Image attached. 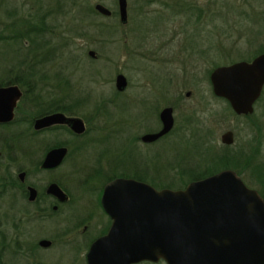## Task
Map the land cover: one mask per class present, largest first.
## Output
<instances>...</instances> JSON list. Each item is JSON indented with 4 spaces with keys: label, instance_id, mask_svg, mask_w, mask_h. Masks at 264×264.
I'll list each match as a JSON object with an SVG mask.
<instances>
[{
    "label": "rangeland",
    "instance_id": "374dc122",
    "mask_svg": "<svg viewBox=\"0 0 264 264\" xmlns=\"http://www.w3.org/2000/svg\"><path fill=\"white\" fill-rule=\"evenodd\" d=\"M97 2L114 15L108 19L100 15L93 21L113 27L97 31V37H85L74 31L81 22L70 8V0H62L59 5L55 0H0L1 34H7L9 27H19L23 17L32 21L38 15L45 23L48 45L57 50L51 49L42 71L61 77L48 82L51 86L46 89L52 90L51 96L62 94L66 79L74 84L72 93L77 90L85 96L77 114L86 121L88 132L76 143L87 144L83 151V157L89 159L87 163L94 164L100 150L101 156L105 153L102 164L121 162V170L127 174L134 170L132 163L150 165L163 170V178L153 179L166 183L173 176L181 178L179 164L178 169H171L169 161L175 163L186 157V161H197L203 167L204 159L215 156L216 149L221 148L220 135L225 130L234 127L235 145L247 139L251 145L259 122L263 145L258 163H264V90L253 116L235 118L225 101L211 94L207 79L217 65L260 53L264 47V0H127L125 26L119 22L117 0H88L91 6ZM187 43L195 45L191 47L196 52L193 55L201 59L193 56L196 64H187L185 73L177 62L164 65L134 57L135 51L149 52L161 44L169 54ZM29 44L22 39L23 50ZM17 46L0 42V73L5 65L16 64ZM88 50L94 51L96 57H90ZM117 73L129 80L122 94L116 93L114 87ZM187 90L192 91L189 98L184 96ZM173 104L175 123L171 133L150 145L136 141L135 135L145 131L146 123L157 125L158 111ZM184 115L194 123L185 121ZM67 136L74 139L64 130L59 131V137ZM262 165L256 169L262 170ZM146 179L149 182L151 178Z\"/></svg>",
    "mask_w": 264,
    "mask_h": 264
},
{
    "label": "flooded vegetation",
    "instance_id": "af4514ba",
    "mask_svg": "<svg viewBox=\"0 0 264 264\" xmlns=\"http://www.w3.org/2000/svg\"><path fill=\"white\" fill-rule=\"evenodd\" d=\"M117 14L119 17V13ZM111 15L103 16L110 18ZM127 23L128 10L126 23L120 22V24L125 26ZM39 24H41V17L38 15L34 16L32 21L23 17L20 19L19 28L25 31L31 26L33 34H35L40 28ZM39 37L33 36L36 40ZM22 39L28 41L26 36H23ZM164 45L161 44L152 48V51L149 52L135 51L134 57L145 58L151 60V62H159L164 65L177 62L183 73L187 70L185 69L187 64L189 66L195 65L196 63L193 60L201 59L193 55L196 52H192L191 47H195V45L190 43L184 44V46L179 45L177 51L169 54ZM89 51L87 52L88 55L95 58V52L93 51L94 54L90 55ZM260 54L262 53L238 61L251 62ZM46 62L47 60H42L39 57L21 58L16 64L5 65L0 73V81L7 82L9 80L10 82V79L18 76L23 81L22 85L14 83L0 84V87L15 85L20 91L19 95L13 100L12 117L0 120V264H90L89 252L92 245L108 233L113 223L112 217L104 209L102 203L105 185L117 177L134 179H137L134 177L135 175L145 178L164 177L161 174L163 170L152 169L153 167H150V165L139 164L137 166L132 163L134 170L132 173L127 174L121 170V162L118 164L116 162L110 163V165L102 164L101 158L105 153L102 152L101 156L100 150L97 154L99 156L95 158V162L98 160L99 165L95 162L94 164L97 165L87 163L89 159L83 157V151L87 144L84 141L76 142L86 135L88 126L82 117L73 114V106L69 112L57 110L41 113L45 111V109H42L43 102H48V99L53 100L52 90L46 88L51 86V83L48 82H52L54 76H52L53 74L47 75L42 71V67ZM218 66L221 65H217L213 69ZM11 69L13 72H20V74L9 76L7 72ZM213 69L207 75L211 94L225 101L229 111L232 112L235 118H250L253 116L257 103L262 97L264 85L259 97L253 103V110L247 113H237L226 98L216 95L213 91L211 79ZM31 71L33 73H29ZM169 74L167 75L169 76ZM183 77H187V75L183 74ZM193 77L194 80L198 79V76ZM115 78L116 93L122 94L127 89L129 80L126 77L124 89L117 90ZM73 85L70 79H66V83L63 84L64 90L61 93L65 91L72 92L71 87ZM191 95V90L184 93L186 98ZM47 96H50V98ZM71 96L72 94L65 95L66 100L70 101V106L73 104V99H68V97ZM11 100L10 96L0 98V109L4 105L8 108ZM181 101L182 99L179 102ZM169 106L173 109L174 127L175 104L163 106L158 111L157 125L154 126L147 122L144 128L145 131L135 135L136 141L139 140L144 145H150L164 139L171 133L173 127L169 132L155 140H143L144 135L157 133L162 129L160 112ZM20 112H22L21 115ZM55 112L81 118L85 124V130L82 133H76L66 124L58 123L40 128L35 127L37 119ZM184 118L185 121L188 120V123H194V120H190L191 117L184 115ZM259 123L255 124L254 132L256 136H253L254 140L251 145L248 139L235 145L234 127L225 130L220 135L221 148L216 149L215 156L204 159L205 164L203 167L212 166L215 165L214 162H219L220 169L214 173L221 170L234 171L244 184L255 190L264 201V165H262V170L258 171V168L256 169L259 165L264 164L258 163L260 147L261 144L263 145L261 124ZM61 130L71 134L74 139H70L68 136L67 138L59 137V131ZM226 132L231 133L230 142L223 141V135ZM204 134L206 133L204 132ZM131 144L134 147L138 146L137 143L131 142ZM61 147L66 149L64 156L59 161L52 159L46 162L49 152ZM180 161L181 173L179 175H181L184 185L175 189H184L188 183L214 174L198 178L200 174L197 170L199 167L197 161L195 163L188 162L186 157H182ZM225 163L226 166L223 167ZM123 164L126 165L127 163ZM117 168H119V171H115ZM185 178L188 179L184 180ZM140 181L151 184L147 180ZM150 263L153 262L140 261L131 264Z\"/></svg>",
    "mask_w": 264,
    "mask_h": 264
},
{
    "label": "water",
    "instance_id": "95a60500",
    "mask_svg": "<svg viewBox=\"0 0 264 264\" xmlns=\"http://www.w3.org/2000/svg\"><path fill=\"white\" fill-rule=\"evenodd\" d=\"M121 23L127 21V0H117ZM104 16L111 10L94 4ZM93 55L92 50L89 51ZM213 91L226 98L237 113L253 110L264 85V53L251 62L221 65L211 73ZM126 77L118 73L117 90ZM15 85L0 87V98L10 96L8 108L0 109V120L12 117V104L19 95ZM172 107L160 112L163 127L146 134L152 141L173 127ZM6 115V117H4ZM66 124L82 133L79 117L55 112L36 120L35 127ZM230 132L223 141L230 142ZM65 148L49 152L46 162L59 161ZM104 209L113 223L89 252L90 264H131L140 261L165 264H264V201L232 170H221L187 184L184 189H156L149 183L117 177L109 181L102 196Z\"/></svg>",
    "mask_w": 264,
    "mask_h": 264
},
{
    "label": "trees",
    "instance_id": "16d2710c",
    "mask_svg": "<svg viewBox=\"0 0 264 264\" xmlns=\"http://www.w3.org/2000/svg\"><path fill=\"white\" fill-rule=\"evenodd\" d=\"M56 3L59 5L61 4L62 0H55ZM70 8L75 10V15H77L78 19L80 20V28L75 29L74 31L76 32V34H81L82 36H92V37H97L98 35L96 34L97 31L98 32H102L105 29L108 28H112L113 26H108V25H102V23H95L93 20H96L94 18L99 17L101 14L98 13L94 6H91V4H88V0H70ZM11 12V11H10ZM13 13V12H12ZM114 14L111 15V17ZM102 17H104L103 15H101ZM110 17V18H111ZM108 19V17H105ZM40 28L38 29V31H36V35L33 34L32 31V27L29 26L28 29L22 30L18 27V24L12 27H9V29H6L8 31L7 34H1L0 33V42H5L6 43H14V44H18V46L16 47V51L15 53L18 54L19 58L16 61V63L21 59V58H29V57H39L42 60H48V55L50 53H52V50H57L55 47L49 46V39L45 36L44 34V30H45V23L41 22L40 24ZM24 34V35H23ZM26 36V38L29 41V45L26 46L25 50H23L22 46H21V41H22V37ZM33 36L35 37H39V39H34ZM97 41V39H96ZM264 48V47H263ZM261 48L260 49V53H264V49ZM52 49V50H51ZM52 51V52H51ZM10 75H18L20 74V72H13L12 69L11 71L7 72ZM29 73H33L32 71ZM55 80H59L61 77L59 74H54L53 77ZM10 79V78H9ZM8 84V83H14V84H19L22 85L23 81H21V79L18 77H14V79H10L7 82L5 81H0V84ZM57 84H59V81L57 82ZM76 92V93H75ZM66 94H72L71 97H68V99H73V104L70 106V101H67L65 98ZM83 100H85V96L81 95L80 93H77V91H74V93L72 92H63L60 96L58 97H53V100L48 99V102L44 103L43 102V108L45 109L44 112L41 113H46L48 111H63V112H69L70 109H72L73 106V114H77L78 112V108L80 107L81 103L83 102ZM71 112V113H72ZM64 128V127H63ZM171 161H169L170 167L171 169H178V164H179V170L177 171L179 174L181 173V169H180V158L179 160H174L175 163H170ZM215 165L214 167H202V165H199V167L197 168L198 172H199V177H203L205 175H209L214 173L215 171L220 169V163L218 162H214ZM226 166V163L224 164L223 167ZM178 175V174H177ZM137 179L140 180H147L145 177H141L140 175H135L134 176ZM172 177V176H171ZM175 178V176H173ZM174 178H170L169 181H167L166 183H161L160 180L157 181L153 178H151L149 180V182H151V184L157 188H161V187H168V188H179L182 187L184 185V183L182 182V178H180L178 176V178L174 179Z\"/></svg>",
    "mask_w": 264,
    "mask_h": 264
}]
</instances>
